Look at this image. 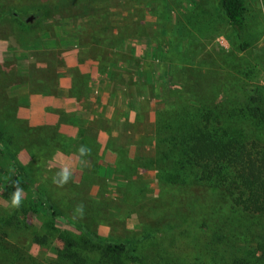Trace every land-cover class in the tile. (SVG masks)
Masks as SVG:
<instances>
[{
  "label": "rangeland",
  "instance_id": "rangeland-1",
  "mask_svg": "<svg viewBox=\"0 0 264 264\" xmlns=\"http://www.w3.org/2000/svg\"><path fill=\"white\" fill-rule=\"evenodd\" d=\"M244 3L250 46L240 50L216 0H0V137L9 146L0 149V208L17 211L20 222L0 243L24 250L29 264L57 259L51 246L22 240L42 233L41 219L22 215L27 184L104 238L180 230L178 215L190 214L188 201L200 188L161 190L176 201L174 224L152 199L161 171L168 182L178 180L171 137L182 108L264 95V0ZM38 14L28 29L20 25V15ZM83 134L91 143L81 157L67 141ZM63 168L71 175L61 186L53 177ZM15 182L23 190L18 209L9 207ZM208 195L213 208L216 196ZM220 201L225 216L230 204ZM55 226L79 234L69 223Z\"/></svg>",
  "mask_w": 264,
  "mask_h": 264
},
{
  "label": "trees",
  "instance_id": "trees-1",
  "mask_svg": "<svg viewBox=\"0 0 264 264\" xmlns=\"http://www.w3.org/2000/svg\"><path fill=\"white\" fill-rule=\"evenodd\" d=\"M216 8L235 32L239 49L246 50L250 43L243 35L244 0H216ZM22 17L18 19L22 27L32 26L27 23L29 17ZM178 117L176 134L171 137L178 180L169 183L161 171L160 189L152 202L154 211L174 224L171 207H176V201L161 190L176 184L200 188L194 200L187 197L194 210L178 215L180 230L174 232L171 227L170 237L162 229L158 234L149 231L135 238H104L87 225L71 222L46 195L25 183L31 196L22 215L41 219L42 233L35 232L23 242L51 246L57 258L54 264H264V95L259 91L252 97L226 95L212 104L202 100L195 109L182 108ZM67 142L69 147L83 145L88 149L91 138L83 134ZM2 146L9 148L0 137V149ZM13 164L24 178L26 173L15 157ZM208 193L216 196L213 208ZM220 200L230 204L225 216L218 210ZM16 214L0 208V237L7 230L16 232L15 225L20 223ZM208 217L212 219L209 224ZM56 221L73 225L79 234L58 229ZM185 245L189 250L182 248ZM33 260L21 248L0 243V264H29Z\"/></svg>",
  "mask_w": 264,
  "mask_h": 264
},
{
  "label": "clouds",
  "instance_id": "clouds-1",
  "mask_svg": "<svg viewBox=\"0 0 264 264\" xmlns=\"http://www.w3.org/2000/svg\"><path fill=\"white\" fill-rule=\"evenodd\" d=\"M77 151L79 155L83 157L88 154L89 149H87L85 146L82 145L79 147ZM70 175H71L70 171L67 168H63L56 173L55 177H53V182L62 186L69 181ZM14 187L15 190L10 194L9 207L12 209H18L21 207L23 190L16 182Z\"/></svg>",
  "mask_w": 264,
  "mask_h": 264
},
{
  "label": "crops",
  "instance_id": "crops-1",
  "mask_svg": "<svg viewBox=\"0 0 264 264\" xmlns=\"http://www.w3.org/2000/svg\"><path fill=\"white\" fill-rule=\"evenodd\" d=\"M70 87V85H67V83L66 82H64V83H61L60 84V88H62L61 90L62 91H66V90H68V88ZM30 100V102L32 103V102H36V103H38L39 101H40V99H34V98H30L29 99ZM31 118H32V123L33 124H40V122L38 121V120H35V116L34 115H31ZM34 120V121H33ZM31 123V124H32Z\"/></svg>",
  "mask_w": 264,
  "mask_h": 264
},
{
  "label": "water",
  "instance_id": "water-1",
  "mask_svg": "<svg viewBox=\"0 0 264 264\" xmlns=\"http://www.w3.org/2000/svg\"><path fill=\"white\" fill-rule=\"evenodd\" d=\"M32 17H29L28 21H31Z\"/></svg>",
  "mask_w": 264,
  "mask_h": 264
}]
</instances>
